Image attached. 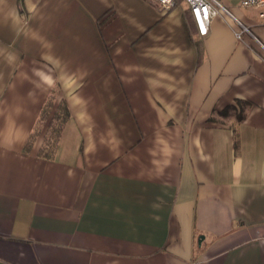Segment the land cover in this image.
I'll list each match as a JSON object with an SVG mask.
<instances>
[{"label": "crops", "instance_id": "crops-1", "mask_svg": "<svg viewBox=\"0 0 264 264\" xmlns=\"http://www.w3.org/2000/svg\"><path fill=\"white\" fill-rule=\"evenodd\" d=\"M237 29L199 35L184 0H0V264H264V48Z\"/></svg>", "mask_w": 264, "mask_h": 264}, {"label": "built area", "instance_id": "built-area-1", "mask_svg": "<svg viewBox=\"0 0 264 264\" xmlns=\"http://www.w3.org/2000/svg\"><path fill=\"white\" fill-rule=\"evenodd\" d=\"M161 10L170 8L175 0H154ZM189 8L192 20L199 35L203 36L207 33L212 18L216 15L222 14L231 18V20L238 25L239 29L234 30L235 35L241 40L244 35H250L251 40L256 41L264 48L259 40L253 35L247 26L234 16L229 9L224 6L220 0H184ZM242 6H254L257 8L264 7V0H242ZM260 17H264V11L259 12Z\"/></svg>", "mask_w": 264, "mask_h": 264}, {"label": "trees", "instance_id": "trees-1", "mask_svg": "<svg viewBox=\"0 0 264 264\" xmlns=\"http://www.w3.org/2000/svg\"><path fill=\"white\" fill-rule=\"evenodd\" d=\"M52 102H53V97L49 96L47 100L45 101V104L41 110L40 120L45 119V117L48 115L52 107V104H53ZM68 117H69V111H68L67 105L64 102V100H60L55 111L53 112L51 116V119H50V122L47 128L48 133L45 139V143L48 142V145H49L48 153L53 151L56 145L57 139L60 135L61 129L63 127V124L65 123Z\"/></svg>", "mask_w": 264, "mask_h": 264}]
</instances>
